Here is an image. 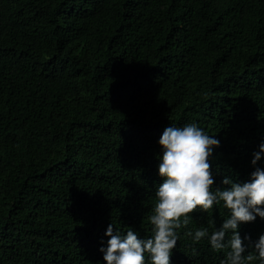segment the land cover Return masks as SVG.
Segmentation results:
<instances>
[{
  "label": "trees",
  "instance_id": "1",
  "mask_svg": "<svg viewBox=\"0 0 264 264\" xmlns=\"http://www.w3.org/2000/svg\"><path fill=\"white\" fill-rule=\"evenodd\" d=\"M188 123L220 141L214 187L250 180L264 0H0V264H106L109 224L150 237L159 139ZM229 215L191 213L171 264H220L185 233ZM238 231L258 240L264 219Z\"/></svg>",
  "mask_w": 264,
  "mask_h": 264
},
{
  "label": "clouds",
  "instance_id": "2",
  "mask_svg": "<svg viewBox=\"0 0 264 264\" xmlns=\"http://www.w3.org/2000/svg\"><path fill=\"white\" fill-rule=\"evenodd\" d=\"M220 141L208 135L195 123L167 127L159 139L162 149L159 175L162 178L154 192L155 202L148 217L152 235L139 238L130 227L122 235L109 224L105 235L106 248L101 247L106 264H171V255L179 240L178 230L189 225L190 214L197 209L208 212L214 205L223 204L229 212L220 227L208 220L201 227L185 235L194 242L207 238L211 248L224 251L220 264H264V234L258 240L243 239L238 231L241 223L264 219V168L258 162L264 157V143L253 153L251 164L255 170L250 180L239 182L224 176L223 187H214L210 158ZM209 228H212L209 233ZM247 241V243H245ZM193 249V255H197ZM147 257V260H146Z\"/></svg>",
  "mask_w": 264,
  "mask_h": 264
}]
</instances>
